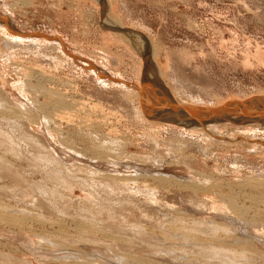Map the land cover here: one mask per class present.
<instances>
[{
	"label": "rangeland",
	"instance_id": "rangeland-1",
	"mask_svg": "<svg viewBox=\"0 0 264 264\" xmlns=\"http://www.w3.org/2000/svg\"><path fill=\"white\" fill-rule=\"evenodd\" d=\"M105 1L0 0L17 31L60 38L8 43L0 21V264H264V126L158 125L87 68L140 85L127 29L179 103L264 96V0Z\"/></svg>",
	"mask_w": 264,
	"mask_h": 264
},
{
	"label": "water",
	"instance_id": "water-1",
	"mask_svg": "<svg viewBox=\"0 0 264 264\" xmlns=\"http://www.w3.org/2000/svg\"><path fill=\"white\" fill-rule=\"evenodd\" d=\"M0 19L5 20V17L0 15ZM21 34L32 37L43 36L39 32H22ZM44 36L47 39L60 40L59 36ZM67 53L74 60L80 58L68 51ZM88 63L87 68L95 69L101 77L137 89L140 93V103L143 113L150 119L182 124L186 127L218 123L242 125L254 122H258L264 126V96H253L244 100H229L218 106H198L179 103L160 82L151 84L142 78L140 85H136L124 79L102 73L92 62L88 61Z\"/></svg>",
	"mask_w": 264,
	"mask_h": 264
},
{
	"label": "bare ground",
	"instance_id": "bare-ground-1",
	"mask_svg": "<svg viewBox=\"0 0 264 264\" xmlns=\"http://www.w3.org/2000/svg\"><path fill=\"white\" fill-rule=\"evenodd\" d=\"M100 1H102V2H107V1H105V0H100ZM20 2H22V1H20ZM101 2V3H102ZM13 4H16V2H13ZM19 4V3H18ZM104 4V3H103ZM102 4V5H103ZM108 4V3H107ZM101 5V6H102ZM106 5V4H105ZM107 6V5H106ZM14 7H17V5H14ZM102 8H104V7H102ZM108 6L107 7H105L104 9H106L105 11H107L108 12ZM103 9V10H104ZM106 13V12H105ZM111 14V13H110ZM106 18L107 19H109V20H111L112 21V27H113V30L115 29V31H122V29L120 30L119 28H121V25H120V23H118L116 20H114V19H112V18H110L109 17V14L108 13H106ZM0 21H2L3 23H5V29H7V30H9L10 31V35H12V36H10L9 34H5V37L7 38L6 40H8V43H11V41L9 40V37H11V38H14L15 40H21V41H23L24 39L23 38H25L26 40L27 39H30V38H33L32 36H27V35H23V34H21L22 32L21 31H17L15 28H14V26H12L13 24V22H11V21H9V20H7L6 21V19L5 20H0ZM2 22H0V23H2ZM8 24H10V26L8 25ZM6 25H7V28H6ZM127 30V29H126ZM123 30L124 32H122V33H120L127 41H129L130 43H132V45L137 49V50H141V52H142V55H143V57H145V60H146V62H145V66H146V70L144 71V76H142L144 79H145V81H147L148 83H153V81H154V79H156L157 78V71H156V68H157V66H156V68H155V64L154 63H151V59H150V55L148 54V52H147V50L148 49H146L147 48V44H145L144 42L146 41H144L143 42V40L141 39V37L139 38L138 36L139 35H135L132 31L131 32H128L129 30ZM134 30V29H133ZM139 32V31H138ZM40 34H42L43 36H39V37H35L36 39H39V40H41V39H45L46 37L44 36V34L43 33H40ZM138 34V33H137ZM112 35V34H111ZM47 36H49V35H47ZM114 36V35H113ZM119 37V36H118ZM10 38V39H11ZM121 38V37H120ZM47 39V38H46ZM48 40H53V39H48ZM58 40V39H57ZM60 43L61 44H63L61 41H60ZM150 46V45H149ZM150 48V47H149ZM64 49V48H63ZM64 51V50H63ZM140 52V51H139ZM65 53H67L66 51H65ZM68 54V53H67ZM69 55V54H68ZM70 56V55H69ZM147 64V65H146ZM140 74V73H139ZM101 77V76H100ZM105 78V77H104ZM42 79H44L45 81H46V79L45 78H42ZM52 79V78H51ZM57 79H55V81H56ZM111 82H113V83H118L119 84V82H116V81H113V80H111V79H109ZM26 81V80H25ZM25 81H23V82H25ZM142 81V80H141ZM28 82V81H27ZM27 82H25V83H27ZM66 82V81H65ZM68 82V81H67ZM154 83H156V82H154ZM158 83V82H157ZM26 85V84H25ZM27 86V85H26ZM38 86V85H37ZM40 87V86H39ZM21 88V87H20ZM40 88H43L42 90H40L39 89V91H43L44 90V86L42 87V85H41V87ZM159 89H162V88H160V87H158ZM22 89V88H21ZM46 89V88H45ZM164 89V88H163ZM2 90V89H1ZM47 90V89H46ZM136 90V94H135V96L137 97V102H138V109H139V112H140V109H141V112H142V114H143V116L145 117V115H144V113H143V109H142V106H141V103H140V93H139V91L137 90V89H135ZM134 90V91H135ZM21 91V90H20ZM45 91V90H44ZM43 91V92H44ZM32 92H33V90H32ZM134 93V92H133ZM29 94H30V92H29ZM51 94H53L54 95V92L52 91V93ZM26 95H27V93H26ZM56 95V94H55ZM6 96V95H5ZM59 96H60V94H59ZM32 97V96H31ZM57 97V96H56ZM66 97V96H65ZM58 98V97H57ZM1 100V99H0ZM65 101V100H64ZM58 102V104H59V102H61V99H60V97H59V100L57 101ZM63 104H64V102H62ZM57 104V105H58ZM60 106H61V103H60ZM64 106H66L65 104H64ZM4 108V107H3ZM7 107H5V109H6ZM61 108V107H60ZM0 109H2V104H0ZM8 109V108H7ZM3 111V110H2ZM5 111V110H4ZM145 118H147L148 120L150 119V118H148V117H145ZM153 120H155V119H152V121ZM150 122H152L151 120H149ZM163 122L164 121H158V122H152V123H155V124H158V125H160V124H163ZM165 123V122H164ZM254 123H258V122H254ZM172 125L174 124V123H171ZM247 124H249V123H247ZM174 125H179V124H174ZM207 125H210V124H207ZM207 125H201V126H207ZM243 125V124H242ZM151 126V125H150ZM179 126H183V127H186V126H184V125H179ZM157 127V126H156ZM186 128H188V127H186ZM204 129V128H203ZM248 129H251V126L249 125V128ZM253 129H255V130H260V129H262V127L261 126H255V128H253ZM252 130V129H251ZM263 131H264V128L262 129ZM30 135V134H29ZM157 148V147H156ZM22 153V152H21ZM50 155H51V153H50ZM62 160H64L65 158L63 157V156H59ZM49 158V157H48ZM59 158V160H61ZM44 160H45V158H43ZM46 161V160H45ZM49 161H50V158H49ZM56 161H57V159H56ZM42 162H43V160H42ZM48 162V161H47ZM51 162H52V160H51ZM50 162V163H51ZM54 162V161H53ZM58 162V161H57ZM59 162H61V161H59ZM65 163V162H64ZM59 164V163H58ZM62 164V163H61ZM52 166H54V165H52ZM58 166H61V165H58ZM58 166H56L55 165V167H58ZM63 166V165H62ZM65 167V166H64ZM63 167V168H64ZM45 168V167H44ZM58 168H60V167H58ZM62 168V167H61ZM62 168V169H63ZM50 169V168H49ZM54 169H56V168H54ZM68 169V168H67ZM58 170V169H57ZM56 170V172H58ZM64 170H66V169H64ZM92 170V169H91ZM94 170V169H93ZM49 172V171H48ZM52 172V171H51ZM55 172V173H56ZM62 172V171H61ZM61 172H59L58 174L60 175V173ZM66 172V171H65ZM64 172V173H65ZM54 173V174H55ZM264 173V172H263ZM263 173H261V175L263 174ZM51 174V173H50ZM54 174H52L53 176H55ZM63 174V173H62ZM57 176V175H56ZM181 178V177H180ZM179 178V179H180ZM263 178V177H262ZM258 179V178H257ZM264 179V178H263ZM263 179H261V180H263ZM231 194V193H230ZM229 194V195H230ZM234 194V193H233ZM236 194L238 195V192H236ZM230 197H231V195H230ZM229 197V198H230ZM236 220V219H235ZM238 221H240L239 219L236 221V222H238ZM257 236V235H256ZM43 241H47L46 239H44L43 238ZM39 244V243H38ZM41 244V243H40ZM39 244V245H40ZM38 245V246H39ZM66 249H73V248H66ZM75 251H77V253H75V254H73V253H70V254H62L61 255V257H63V259H66V258H70V257H72V258H74V257H77L78 256V259H80V260H86V258H84V257H81V256H90V255H95L96 257H102V258H104V259H106V261L108 260V261H110V263L112 262L113 264H118V263H121V264H129V261H128V259H126L125 260V258L122 256V255H119L118 256V254L116 255H114L113 257L112 256H110V255H108V254H106V253H104L103 252V250L102 249H98V250H95V252L92 254V253H89V252H84V251H81V250H75ZM112 252V251H111ZM174 253V252H173ZM227 254V253H226ZM53 255H55V254H53ZM56 256V255H55ZM54 256V257H55ZM84 258V259H83ZM100 259V258H99ZM123 259L125 260V262L123 261ZM205 259V258H204ZM76 260V259H75ZM79 260V261H80ZM101 260V259H100ZM242 261V260H241ZM64 263L65 264H67V263H69V260H66V261H64Z\"/></svg>",
	"mask_w": 264,
	"mask_h": 264
},
{
	"label": "crops",
	"instance_id": "crops-1",
	"mask_svg": "<svg viewBox=\"0 0 264 264\" xmlns=\"http://www.w3.org/2000/svg\"><path fill=\"white\" fill-rule=\"evenodd\" d=\"M151 121H152V119H150ZM159 121V120H158ZM157 120L156 121H154V122H158ZM165 123H167V124H170V125H172L171 123H168V122H165ZM174 125V124H173ZM177 126V125H176ZM183 127V126H182ZM208 127V125L207 126H197V128H199V129H206ZM186 128V127H185ZM187 129V128H186ZM195 129V128H194Z\"/></svg>",
	"mask_w": 264,
	"mask_h": 264
}]
</instances>
